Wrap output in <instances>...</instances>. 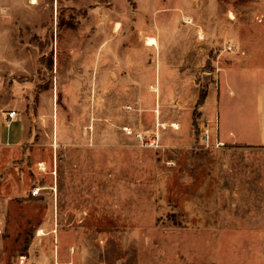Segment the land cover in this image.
Wrapping results in <instances>:
<instances>
[{"label": "rangeland", "instance_id": "1", "mask_svg": "<svg viewBox=\"0 0 264 264\" xmlns=\"http://www.w3.org/2000/svg\"><path fill=\"white\" fill-rule=\"evenodd\" d=\"M156 17H177L194 40L223 39L226 68L206 104L212 61L197 91L146 90L144 105L126 104L123 87L92 90L90 52L106 30L138 20L155 30ZM263 42L264 0H0V264L75 252L85 264H200L218 247L223 261L256 248L261 262L264 145L226 142L219 124L250 136L245 121L264 106ZM159 96H171L160 112ZM11 110L27 131L18 143Z\"/></svg>", "mask_w": 264, "mask_h": 264}, {"label": "crops", "instance_id": "2", "mask_svg": "<svg viewBox=\"0 0 264 264\" xmlns=\"http://www.w3.org/2000/svg\"><path fill=\"white\" fill-rule=\"evenodd\" d=\"M154 23L155 30H147L143 22L139 20L134 26L130 24L129 30L122 34H115L114 29L106 30L105 40L101 39L94 46L95 49L90 52L92 59L90 62L89 81L93 85L92 90L94 86L95 90H97L104 83L123 87L129 97L134 99V102H127L126 104L136 103L137 105H144L146 90L178 92L183 91V87H186L187 84L192 85L194 88L197 87L194 76L197 74L198 69L202 68L206 62L212 61V68L217 70L207 72L209 83L206 104L210 96L209 92L213 89L216 91L217 89L218 91L220 90L221 72L226 68V62H223L221 58L222 54L218 56L216 50L217 47L224 43L223 39H215L210 35H205L194 40L192 33L179 35L177 28H179L181 20L177 17L171 20H163L156 17ZM189 26L187 23L185 28L187 29ZM146 37L155 38L157 41L156 46H148ZM228 39L232 44L245 45L247 47V41L245 42L241 36L232 35ZM146 47L153 48L156 52H148ZM248 48L249 53L253 54V48L250 46ZM212 51L215 53L213 57ZM151 55L152 61L150 62L149 57ZM217 56L218 58H216ZM211 76H214V78ZM82 82L85 83L82 79H78L75 84H81ZM165 98L168 100L171 96H166ZM164 99L159 96L158 112H160L161 102ZM220 100V93H218V103H220ZM248 122L249 120L245 121L244 125L249 130L248 134L250 136H247L248 138L239 135L235 130L236 128L234 129L233 127L221 134L219 124L221 139L226 142L235 141L248 145H264V106L260 109L254 124L251 125ZM10 124L11 127L15 125L16 130L14 133L7 135V137L12 143H18L26 136V127L22 120H17V117ZM252 131L254 134L251 133ZM238 137H241V139H238ZM250 139L255 140L254 142L256 143H252L253 141ZM212 229L213 232H210V229L208 230L209 233L226 234V230L219 232V228ZM217 244L218 246L220 245V243ZM217 252L218 257L217 259H212V262H210L208 251L204 252L200 256V264H232L234 262V264H264V259L261 262L257 260L258 252L256 248L242 253L234 250L227 255L225 261L220 259L219 247ZM70 257L66 261L58 262V264H85L77 260L76 252ZM240 257L243 259L242 261Z\"/></svg>", "mask_w": 264, "mask_h": 264}, {"label": "built area", "instance_id": "3", "mask_svg": "<svg viewBox=\"0 0 264 264\" xmlns=\"http://www.w3.org/2000/svg\"><path fill=\"white\" fill-rule=\"evenodd\" d=\"M16 117H17V111H16V110H11V111L8 112L6 118L9 120V123H10V122L13 121ZM205 135H206V138L209 140V139H210L209 131H207V132L205 133ZM153 143H154V140L151 141V144H153Z\"/></svg>", "mask_w": 264, "mask_h": 264}, {"label": "bare ground", "instance_id": "4", "mask_svg": "<svg viewBox=\"0 0 264 264\" xmlns=\"http://www.w3.org/2000/svg\"><path fill=\"white\" fill-rule=\"evenodd\" d=\"M31 2H32V3H35L36 0H31ZM118 24H119V23H118ZM146 43H147L148 45H150V46H156L157 41H156V39L153 38V37H147V38H146ZM40 234H43V233L41 232Z\"/></svg>", "mask_w": 264, "mask_h": 264}, {"label": "trees", "instance_id": "5", "mask_svg": "<svg viewBox=\"0 0 264 264\" xmlns=\"http://www.w3.org/2000/svg\"><path fill=\"white\" fill-rule=\"evenodd\" d=\"M203 97H204V98H203ZM204 99H205V96L202 94L201 97H200V102H199V104H200L201 102L204 103Z\"/></svg>", "mask_w": 264, "mask_h": 264}]
</instances>
